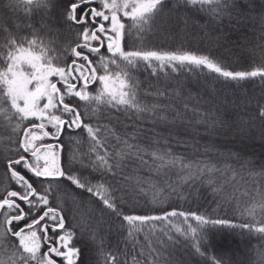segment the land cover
Masks as SVG:
<instances>
[{
	"label": "snow or ice",
	"instance_id": "1",
	"mask_svg": "<svg viewBox=\"0 0 264 264\" xmlns=\"http://www.w3.org/2000/svg\"><path fill=\"white\" fill-rule=\"evenodd\" d=\"M23 2L55 20L0 16V264H254L210 233L264 237V104L229 124L213 85L264 82V15L237 46L216 26L239 23L236 0ZM48 26L74 35L61 55ZM201 188L210 212L179 206Z\"/></svg>",
	"mask_w": 264,
	"mask_h": 264
},
{
	"label": "trees",
	"instance_id": "2",
	"mask_svg": "<svg viewBox=\"0 0 264 264\" xmlns=\"http://www.w3.org/2000/svg\"><path fill=\"white\" fill-rule=\"evenodd\" d=\"M59 2V0H58ZM64 3L67 0H63ZM239 5L237 12H242L243 17L240 18L239 23L236 22V17L231 20L225 17L223 20L218 21L217 25L219 33H223L225 37L237 46H243L248 40L256 39L259 36V18L264 15V0H236ZM9 5H15L16 7H9ZM30 9V10H26ZM52 10L49 9L50 13ZM8 15L11 20L21 26L31 24L38 32L41 28L45 27L48 20H55V16H49L48 13H41L36 8L35 4L25 5L23 0H0V16ZM199 24H207V19L197 21ZM243 25V26H241ZM25 29V33H26ZM217 33V34H219ZM42 37L46 41H51L54 48V55H61L60 48L63 45H67L72 42L74 35L60 29L58 26H48V30L41 33ZM247 37V40L245 39ZM137 37L135 30H131L129 36L126 38L127 44H131ZM231 67L235 70H246V66L238 59L232 61ZM143 77H141L142 79ZM95 87V86H93ZM217 93L221 95L225 104L227 105L224 110V119L229 124L239 123L241 120L247 121V113L252 109H255L258 104H264V82L258 79L244 80V81H221L218 84H214ZM225 143L232 147L231 141L233 137L225 136L221 137ZM248 145L247 151L260 153L262 151L260 147V141L257 137L254 147L252 141H246ZM244 144L236 143L235 148H243ZM252 158V157H250ZM254 159H258V156ZM10 181H7L4 176L3 169H0V193H3L7 187L10 186ZM170 203H173L170 201ZM168 205H166L167 207ZM179 206L183 208H192V210L199 211H211L215 204L213 203L211 193L206 188H201L196 199L194 201H180ZM221 216L225 215L224 212L219 213ZM230 218H233L230 216ZM235 222L239 223L240 219L238 214L234 217ZM210 236L214 239L215 246L217 248H227L229 251L226 257H232L243 260L248 256L253 258L254 264L258 251L261 246L264 245V237L260 234L252 232L248 233L246 230L242 231L239 228H215L211 230ZM87 240H82L81 245L86 246ZM115 243V240H112ZM190 244L191 241L189 240ZM210 254H215L214 249L209 250ZM90 255L85 248V259ZM191 259V258H190ZM196 259H201L196 257ZM231 264V262H230Z\"/></svg>",
	"mask_w": 264,
	"mask_h": 264
}]
</instances>
